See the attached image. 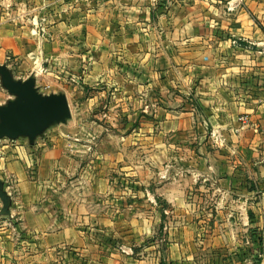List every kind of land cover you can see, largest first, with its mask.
<instances>
[{"label": "crops", "instance_id": "crops-1", "mask_svg": "<svg viewBox=\"0 0 264 264\" xmlns=\"http://www.w3.org/2000/svg\"><path fill=\"white\" fill-rule=\"evenodd\" d=\"M0 64L67 100L82 71L122 115L146 107L153 156L151 188L101 208L91 186L117 147L93 173L75 119L1 138L0 264H264V0H0Z\"/></svg>", "mask_w": 264, "mask_h": 264}, {"label": "rangeland", "instance_id": "rangeland-1", "mask_svg": "<svg viewBox=\"0 0 264 264\" xmlns=\"http://www.w3.org/2000/svg\"><path fill=\"white\" fill-rule=\"evenodd\" d=\"M83 73L80 71L73 78L62 81L63 84L71 86V92L68 93V101L71 105L72 115L69 121L71 122L74 119L78 121L80 134L86 135L88 133L85 137H80L81 139L78 143L90 145L86 159L90 157L91 167L89 169L93 173L96 171L93 166L99 160L97 157L102 155L98 153L99 147L110 145L117 147V149H109L103 154L107 157V163H101L105 166V170H101V172H104L109 180L103 185L101 183L91 186V199L93 202L99 199V201L94 202L95 204H100L101 208L104 206L115 208L120 203L116 198L121 195V192L125 194L124 196H128L126 194L135 193L136 191L142 192L144 188H151V186L146 184L149 169L145 165L148 160H152L151 157L153 158V156L148 152V137L146 133H143L146 130H139V128H148L146 126L148 122L143 121L145 119L140 115L149 111L144 107V113L141 112V114L138 113L136 115L140 108L135 106L134 109L132 106H123L126 108V114L122 115L117 111L120 110L121 106H115L114 101L110 99V96H112L110 92L102 91L101 88L83 85ZM53 83H56L55 80H50L49 84L38 85L37 87L42 93L47 94L51 89L50 84L52 85ZM73 87H76V89H72ZM92 97L97 99L95 103H91L90 98ZM137 146L140 147L137 148ZM78 156L83 157L82 155ZM116 159L121 162L119 166L114 165ZM138 165L141 168L139 171L135 169ZM136 171L137 175L134 173ZM79 173L80 168L77 169L76 175H80ZM163 176L161 175V178ZM137 177L141 178L140 183L133 182L137 181ZM156 202L161 206H165L158 198H156ZM122 204L125 212L120 220L124 219L126 222L131 219V214L128 213L131 206H128L129 202H127V199H123ZM141 206L146 208L148 203ZM107 217L105 219H116L114 215H108ZM181 220L187 225H195L201 218L186 217L181 218Z\"/></svg>", "mask_w": 264, "mask_h": 264}, {"label": "water", "instance_id": "water-1", "mask_svg": "<svg viewBox=\"0 0 264 264\" xmlns=\"http://www.w3.org/2000/svg\"><path fill=\"white\" fill-rule=\"evenodd\" d=\"M0 85L10 98L0 104V139L26 138L29 144L49 127L65 124L71 118V110L63 92L42 93L30 74L16 79L11 70L0 64ZM0 216L9 214L10 196L0 180Z\"/></svg>", "mask_w": 264, "mask_h": 264}, {"label": "built area", "instance_id": "built-area-1", "mask_svg": "<svg viewBox=\"0 0 264 264\" xmlns=\"http://www.w3.org/2000/svg\"><path fill=\"white\" fill-rule=\"evenodd\" d=\"M239 121L242 125L246 124L247 123V118L245 116H240L239 117Z\"/></svg>", "mask_w": 264, "mask_h": 264}]
</instances>
